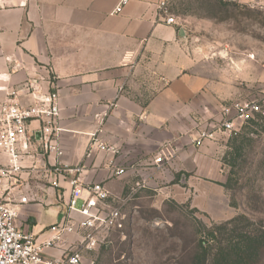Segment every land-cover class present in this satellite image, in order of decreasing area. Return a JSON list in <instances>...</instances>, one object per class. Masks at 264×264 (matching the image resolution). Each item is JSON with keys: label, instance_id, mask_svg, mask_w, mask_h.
Wrapping results in <instances>:
<instances>
[{"label": "crops", "instance_id": "1", "mask_svg": "<svg viewBox=\"0 0 264 264\" xmlns=\"http://www.w3.org/2000/svg\"><path fill=\"white\" fill-rule=\"evenodd\" d=\"M235 1L264 7V0ZM119 2L0 0V104L26 79L43 90L54 83L58 91L62 154L44 153L39 123L30 122L27 147L18 143L21 168L9 194L17 204L16 224L37 242L51 237L50 226L65 217L71 197V176L51 172L55 162L80 166L83 187L100 182L112 194L122 192L127 176L156 172L153 158L163 144L175 149L178 167L189 160L197 176L214 170L205 162L216 143L196 145L203 129L193 131L191 121L195 113L218 108L207 78L192 72V56L175 25L159 15L158 0H125L113 14ZM19 99L31 100L23 92ZM95 132L115 152L94 150L85 159ZM6 162L0 154V164ZM116 168L126 172L116 176ZM81 204L78 198L76 207ZM66 238L62 248L45 249L42 260L53 262L80 239Z\"/></svg>", "mask_w": 264, "mask_h": 264}, {"label": "rangeland", "instance_id": "2", "mask_svg": "<svg viewBox=\"0 0 264 264\" xmlns=\"http://www.w3.org/2000/svg\"><path fill=\"white\" fill-rule=\"evenodd\" d=\"M169 11L192 56V72L207 78L218 102L217 109L193 114V131L210 129L221 118V104L264 102L263 6L171 0ZM213 139L212 160L205 163L214 170L207 174L197 176L189 160L178 167L174 149L173 158L156 172L127 176L122 192H110L107 202L120 207L122 231L100 233L92 248L81 250L80 264H192L196 252H215L225 238L236 239L216 229L209 240L207 228L237 214L264 225V122L244 125L237 136ZM141 178L145 186L131 191Z\"/></svg>", "mask_w": 264, "mask_h": 264}, {"label": "built area", "instance_id": "3", "mask_svg": "<svg viewBox=\"0 0 264 264\" xmlns=\"http://www.w3.org/2000/svg\"><path fill=\"white\" fill-rule=\"evenodd\" d=\"M171 0H158L159 15L166 24H173L175 16L169 11ZM125 0H121L113 10V14L121 11ZM21 92L27 94L31 100L27 104L20 101ZM221 118L210 129L199 131L195 138L196 144H201L205 139L212 140L214 135L226 137L237 136L244 125L264 122V102L260 100H235L228 104L220 105ZM59 98L56 85L53 89L43 90L36 80L26 79L19 90H12L6 99L0 104V154L7 158L5 165L0 164V264H80L81 250L92 248L100 238V233L113 229L122 231L124 226L123 215L120 207H112L107 202L111 193L100 182H93L83 187L79 173L81 167L62 166L55 162L51 166V172L59 178L68 175L71 185V197L67 203L65 217L50 226L52 235L50 238L37 242L30 232L23 231L15 222L17 217V204L9 197L11 185L17 183L16 174L19 165L20 149L18 143L22 142V148L27 147V130L30 122L37 121L38 139L46 154L54 153L61 156L59 145ZM24 142V143H23ZM94 150L115 152L113 146L102 142L96 132L91 135L87 145L85 159L90 158ZM174 149L168 144L161 145L153 158L157 169L168 163L174 156ZM124 168H116L113 174H124ZM145 186L141 178L133 183L131 191ZM86 190L87 195L82 191ZM80 198L82 204L76 207V200ZM22 201L25 198H21ZM127 198L123 199V204ZM76 212L80 218L74 217ZM70 234L79 235V240L62 250L59 258L53 262L42 260V253L47 248H62L68 241Z\"/></svg>", "mask_w": 264, "mask_h": 264}, {"label": "trees", "instance_id": "4", "mask_svg": "<svg viewBox=\"0 0 264 264\" xmlns=\"http://www.w3.org/2000/svg\"><path fill=\"white\" fill-rule=\"evenodd\" d=\"M216 229L234 234L235 241L228 237L219 243L215 252H196L192 264H264V225L261 222L255 223L246 215L237 214L207 228V239H215Z\"/></svg>", "mask_w": 264, "mask_h": 264}]
</instances>
